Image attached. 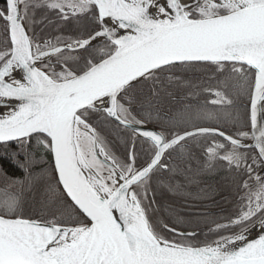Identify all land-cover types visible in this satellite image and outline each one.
I'll return each instance as SVG.
<instances>
[{
    "label": "snow or ice",
    "instance_id": "snow-or-ice-1",
    "mask_svg": "<svg viewBox=\"0 0 264 264\" xmlns=\"http://www.w3.org/2000/svg\"><path fill=\"white\" fill-rule=\"evenodd\" d=\"M0 149L24 177L0 169V264H264V0H3ZM200 157L237 194L206 232L154 207Z\"/></svg>",
    "mask_w": 264,
    "mask_h": 264
},
{
    "label": "trees",
    "instance_id": "trees-1",
    "mask_svg": "<svg viewBox=\"0 0 264 264\" xmlns=\"http://www.w3.org/2000/svg\"><path fill=\"white\" fill-rule=\"evenodd\" d=\"M3 3V0H0ZM43 13L37 12V20L39 21ZM50 19L55 21L54 24L45 23L36 25L37 33L45 37L54 36L57 34L68 35L73 31V26H64L60 21L56 20L55 16L48 12ZM43 29V31H41ZM184 93L176 90L174 96L163 97L157 109L153 110V116L157 112L161 117H171L183 109L186 103H196V100H185ZM211 98V97H209ZM203 103L204 97L199 98ZM211 107V106H210ZM243 111V108H241ZM147 126L156 127L159 130L158 123H149ZM121 138L112 134L110 139L116 144V150L120 154H125V141H128L130 133L121 132ZM128 147L131 148V143L128 141ZM141 145L136 144V151L139 153ZM2 152V149H0ZM199 156V153H197ZM180 164L182 172H178L175 178L172 179V174L167 172L159 173V177L163 183H158L154 180L153 188L155 189L154 207L159 209L158 217L161 219H175L176 217L183 218L186 221L185 230L191 231L195 229L197 232L204 231L205 222L208 217L218 218L228 215L234 208L235 200L237 199L235 184L233 182V174L229 173L225 166V162L217 165L215 171L203 170V158L200 157V163L197 160H192L190 165L184 164L178 160L173 161ZM137 163H143V160H138ZM47 167L45 164L36 166L33 171L38 174L42 168ZM190 167V170H189ZM0 169L4 170L8 176L13 178L23 179V171L7 157L0 156ZM3 181L0 180V186ZM44 181L38 179L34 187L38 191H42ZM179 184L181 187H173ZM26 197L28 193L25 194ZM151 195V193H150ZM31 211V208L27 209Z\"/></svg>",
    "mask_w": 264,
    "mask_h": 264
},
{
    "label": "water",
    "instance_id": "water-1",
    "mask_svg": "<svg viewBox=\"0 0 264 264\" xmlns=\"http://www.w3.org/2000/svg\"><path fill=\"white\" fill-rule=\"evenodd\" d=\"M149 128H153V127H151V126H148Z\"/></svg>",
    "mask_w": 264,
    "mask_h": 264
}]
</instances>
